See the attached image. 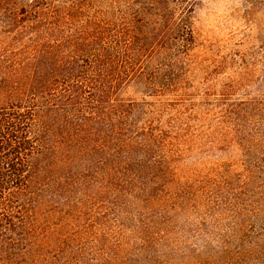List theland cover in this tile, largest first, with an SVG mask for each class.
Returning <instances> with one entry per match:
<instances>
[{
	"label": "trees",
	"instance_id": "1",
	"mask_svg": "<svg viewBox=\"0 0 264 264\" xmlns=\"http://www.w3.org/2000/svg\"><path fill=\"white\" fill-rule=\"evenodd\" d=\"M193 13L0 0V264H174L192 218L229 215L251 238L223 264H264V88L192 92Z\"/></svg>",
	"mask_w": 264,
	"mask_h": 264
},
{
	"label": "rangeland",
	"instance_id": "2",
	"mask_svg": "<svg viewBox=\"0 0 264 264\" xmlns=\"http://www.w3.org/2000/svg\"><path fill=\"white\" fill-rule=\"evenodd\" d=\"M192 17L197 44L192 92L200 93L203 78L208 76L216 77L219 80L216 87L225 90H232L229 86L235 78L238 90L232 92V100L256 96L264 88V0H194ZM206 65L212 74L203 72ZM212 124L215 125V120ZM233 149L215 151L214 159L223 163V170H241L239 163L232 167L230 160L240 162L248 153ZM200 221L197 217L190 220L194 234H201H193L185 244L190 255L183 246L180 253L188 256L176 257L174 264H223L235 251L234 246L247 249L243 234L247 238L251 234L245 233L243 223L249 221L239 215L206 218L204 226H199Z\"/></svg>",
	"mask_w": 264,
	"mask_h": 264
}]
</instances>
